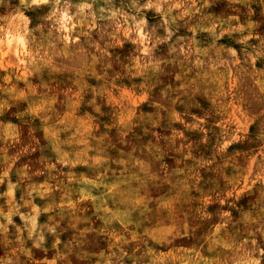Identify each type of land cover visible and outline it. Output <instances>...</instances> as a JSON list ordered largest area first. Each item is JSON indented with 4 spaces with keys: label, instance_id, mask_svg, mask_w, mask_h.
<instances>
[{
    "label": "clouds",
    "instance_id": "1",
    "mask_svg": "<svg viewBox=\"0 0 264 264\" xmlns=\"http://www.w3.org/2000/svg\"><path fill=\"white\" fill-rule=\"evenodd\" d=\"M0 264H264V0H0Z\"/></svg>",
    "mask_w": 264,
    "mask_h": 264
}]
</instances>
